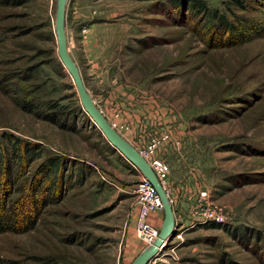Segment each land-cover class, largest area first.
<instances>
[{
    "label": "rangeland",
    "instance_id": "374dc122",
    "mask_svg": "<svg viewBox=\"0 0 264 264\" xmlns=\"http://www.w3.org/2000/svg\"><path fill=\"white\" fill-rule=\"evenodd\" d=\"M199 1L207 13L191 0H67V50L121 136L136 150L160 140L151 156L169 166L161 185L172 208L221 216L196 224L178 215L160 264H264V0ZM56 8L0 0V80L34 68L38 95L76 126L26 113L0 90V145L9 157L16 139L34 145L14 188L48 157L63 164L37 224L0 234V264H132L146 248L136 230L142 174L84 111L57 56ZM209 11L245 25V38L230 45Z\"/></svg>",
    "mask_w": 264,
    "mask_h": 264
},
{
    "label": "trees",
    "instance_id": "16d2710c",
    "mask_svg": "<svg viewBox=\"0 0 264 264\" xmlns=\"http://www.w3.org/2000/svg\"><path fill=\"white\" fill-rule=\"evenodd\" d=\"M16 2L19 3V0H12V3ZM190 6L197 11L207 13L205 5L199 0H191ZM208 19L216 21V26L226 35L225 39L230 45L236 44L239 39L242 40L241 37L245 38L246 33L243 32L245 25L230 22L217 11L210 12ZM35 72L34 68L25 67L18 73L11 74L10 77L4 76L2 81L0 80V90L11 95L20 110L53 123L61 129L75 131V123L71 126L66 124L68 114L60 106L38 95L40 86L35 82L37 78ZM12 80L16 81V84H13ZM11 152L12 156L9 157L8 149L0 145V234L24 233L32 229L37 224L44 207L54 201L51 195L53 197V194L58 192L63 182L61 174L63 164L57 157H48L37 168L29 185L24 184L20 190H16L14 185L19 178H14V175H18L17 172L26 167L28 160L35 159L34 145L16 139L11 144ZM12 159L17 161L15 166L11 162ZM15 193L18 194L14 198Z\"/></svg>",
    "mask_w": 264,
    "mask_h": 264
},
{
    "label": "water",
    "instance_id": "95a60500",
    "mask_svg": "<svg viewBox=\"0 0 264 264\" xmlns=\"http://www.w3.org/2000/svg\"><path fill=\"white\" fill-rule=\"evenodd\" d=\"M67 0H57L56 16H55V31L57 56L62 66L67 70L78 99L86 112V114L93 121L94 125L99 128L102 135L108 143L124 156L134 167L140 170L141 174L147 178L155 187L157 194L162 203L164 218L159 229L158 237L153 243L144 248L141 253L134 259L132 264H145L150 258L154 256L157 248L164 242L170 241L176 234L177 224L175 223L174 210L170 203L169 197L157 180L154 172L148 163L141 157L138 151L125 140L104 118L100 110L96 107L90 94L88 93L83 80L80 76L79 70L70 57L66 45V35L64 29L65 6Z\"/></svg>",
    "mask_w": 264,
    "mask_h": 264
},
{
    "label": "built area",
    "instance_id": "2783aa9c",
    "mask_svg": "<svg viewBox=\"0 0 264 264\" xmlns=\"http://www.w3.org/2000/svg\"><path fill=\"white\" fill-rule=\"evenodd\" d=\"M127 129V128H126ZM167 136H165L166 138ZM160 142L159 139L152 140L144 148L137 149L141 157L148 163L152 171L154 172L157 180L161 183L167 177L169 166L168 164L159 157L151 156L152 151L156 145ZM136 202L138 206V216L136 230L138 236L141 238L146 247L150 246L153 241L158 237L159 229L148 223L147 218L150 213L156 211H162V203L157 194L155 187L151 182L141 175L139 182L135 187ZM205 192H201V196L204 197ZM190 220L194 223L199 224L205 221H218L221 216H218L212 211H193L189 214ZM170 241H164L158 248L152 258L146 261L145 264H160L163 260L162 257L168 249Z\"/></svg>",
    "mask_w": 264,
    "mask_h": 264
},
{
    "label": "crops",
    "instance_id": "0c3cea01",
    "mask_svg": "<svg viewBox=\"0 0 264 264\" xmlns=\"http://www.w3.org/2000/svg\"><path fill=\"white\" fill-rule=\"evenodd\" d=\"M121 116H122L121 117L122 118L121 121H127V119H128L127 115L126 116L121 115ZM126 136L127 137H124V135H123L122 137L125 140H127L132 145L133 144V143H131L132 142V139H131L132 135L131 134H126ZM173 210H174L175 219L178 218V215H180V216L182 215L185 218H189L190 219L189 213H187L186 211H183L181 209H174V208H173ZM163 218H164L163 210L162 211H156V212H152V213L149 214V216L147 218V221H148V223H150L154 227L160 229V227L162 225V222H163ZM175 223L177 224V227H179V223L178 222H175Z\"/></svg>",
    "mask_w": 264,
    "mask_h": 264
}]
</instances>
